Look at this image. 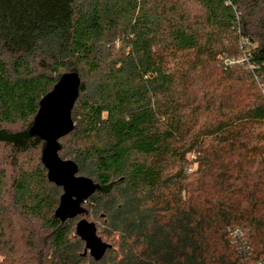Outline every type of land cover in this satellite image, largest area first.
Instances as JSON below:
<instances>
[{
	"label": "trees",
	"instance_id": "16d2710c",
	"mask_svg": "<svg viewBox=\"0 0 264 264\" xmlns=\"http://www.w3.org/2000/svg\"><path fill=\"white\" fill-rule=\"evenodd\" d=\"M65 73L81 83L59 155L99 187L62 221L30 128ZM0 145V264L262 259L264 0H0Z\"/></svg>",
	"mask_w": 264,
	"mask_h": 264
},
{
	"label": "water",
	"instance_id": "95a60500",
	"mask_svg": "<svg viewBox=\"0 0 264 264\" xmlns=\"http://www.w3.org/2000/svg\"><path fill=\"white\" fill-rule=\"evenodd\" d=\"M81 78L77 73H65L52 90L40 100L39 110L30 128V134L40 137L45 145L42 162L48 169V178L63 188L55 215L62 221L83 214V204L98 189L91 178L78 174V165L59 155V140L74 128L72 109L79 94ZM77 233L86 243L91 256L99 260L108 248L97 234L96 225L86 219L77 224Z\"/></svg>",
	"mask_w": 264,
	"mask_h": 264
},
{
	"label": "built area",
	"instance_id": "2783aa9c",
	"mask_svg": "<svg viewBox=\"0 0 264 264\" xmlns=\"http://www.w3.org/2000/svg\"><path fill=\"white\" fill-rule=\"evenodd\" d=\"M250 44V40L248 38H245L243 40V44H242V48H243V58L247 59L250 56V52H249V46ZM230 64H234L235 62L241 63L242 61L240 59L235 60V59H230L228 60ZM231 235L234 238V242L236 244H239V246L243 245V241H244V232L242 230H240L239 228H235L231 230ZM245 264H264V257L260 260L254 261V262H247Z\"/></svg>",
	"mask_w": 264,
	"mask_h": 264
},
{
	"label": "rangeland",
	"instance_id": "374dc122",
	"mask_svg": "<svg viewBox=\"0 0 264 264\" xmlns=\"http://www.w3.org/2000/svg\"><path fill=\"white\" fill-rule=\"evenodd\" d=\"M191 158L194 157V155H190ZM36 157V153H31L30 155H28L27 160L32 161L33 159H35ZM24 159V158H23ZM7 161V153L6 150L3 149V147L0 145V167H4L7 169L8 171V176H10L12 174V170L14 168V166H10V165H5ZM26 162V161H25ZM5 165V166H2ZM196 165H193V167L195 168ZM8 182H10V180H7ZM89 220H93L92 216H87ZM101 231V228L99 227V232ZM2 260V257H0V261Z\"/></svg>",
	"mask_w": 264,
	"mask_h": 264
}]
</instances>
